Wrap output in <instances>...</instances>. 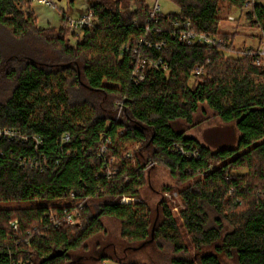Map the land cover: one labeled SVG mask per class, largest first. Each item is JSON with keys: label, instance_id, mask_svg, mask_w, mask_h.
Here are the masks:
<instances>
[{"label": "trees", "instance_id": "obj_1", "mask_svg": "<svg viewBox=\"0 0 264 264\" xmlns=\"http://www.w3.org/2000/svg\"><path fill=\"white\" fill-rule=\"evenodd\" d=\"M128 1L131 11L97 0L89 8L97 24L72 47L66 13L55 31L39 26L29 1L0 0V26L16 46L36 38L58 54L47 62L24 53L5 58L0 49V88L7 86L0 129L27 138H0V264H139L124 258L145 244L170 264H264V62L231 53L237 35L221 31L219 17L222 3L243 12L246 0H166L179 12L157 21L147 0ZM247 18L263 42L264 4ZM183 22L222 45L180 42L175 25ZM202 105L236 124V148L214 152L174 127L193 125ZM150 163L184 185L181 225L164 197L154 219L142 198ZM83 200L79 225L48 223L49 209L61 213ZM105 219L120 223L123 242L142 247L111 241Z\"/></svg>", "mask_w": 264, "mask_h": 264}, {"label": "rangeland", "instance_id": "obj_2", "mask_svg": "<svg viewBox=\"0 0 264 264\" xmlns=\"http://www.w3.org/2000/svg\"><path fill=\"white\" fill-rule=\"evenodd\" d=\"M27 1L30 2V9L38 18L39 26L41 28H54L55 31H58L63 27V13H66V15L72 19H77L81 13L89 9L97 2V0H48L52 5L47 6L42 4L41 0ZM101 1L112 6L117 2V5L124 11H131L134 9V5L128 0ZM156 1L157 0H147L150 6L154 5ZM158 3L161 6L162 13L164 14L179 12V9L169 1L159 0ZM219 17L221 19V31L235 33L237 35L234 40L233 49L230 51L231 53L245 54L249 51L258 52V50L263 47V42H260L257 38L260 35V30L251 27L246 11L241 12L240 10L232 8L227 3H222L220 6ZM231 17H233L234 20H231ZM65 31L67 32L66 39L70 46L75 47L83 41V36L80 37L76 34H72L68 30ZM26 41V46H16V41L12 38L10 33L0 26V49L5 58L24 53L25 55L32 57L36 56V58L38 56H42V58L47 62H56L58 60V54L55 53L49 46L45 45L44 42L36 38H29ZM228 56H230V54ZM262 57L264 62V55ZM6 89V85L0 88V99L4 97V90ZM174 127L177 130L185 132L187 136L195 138L201 145L210 147L214 152L223 148H236L241 136L235 123H223L207 105H202L200 107L198 113L194 117L193 125H189L184 121H179L174 124ZM138 147L139 146L136 148ZM246 173L247 171L245 170L241 171V174ZM147 174L149 175L148 179L150 184L146 185L144 188V195L142 198L147 201L154 210V219L156 215V205L161 198L164 197L163 192H166L163 189L171 187L172 190L170 192L180 194L184 185L178 184L172 178L169 170L163 165H155L150 169V171H148ZM180 196L175 199V204L171 203L170 209L174 217L181 225L182 219L180 213L183 209H185V205L183 204ZM104 225L108 231L107 237L111 241L117 240L115 242H118L123 247H133V249L141 246V243L129 245L121 240V225L117 220L105 219ZM181 230L185 235V242L190 246L191 253H196L190 243L189 237L186 235V232L183 228ZM90 245L93 246L94 242ZM124 259H127V262H137L139 264H147L150 260L155 264H170V259L167 257V254L160 253L154 244H145L141 250H130ZM105 262L107 264H124L110 258H107Z\"/></svg>", "mask_w": 264, "mask_h": 264}, {"label": "built area", "instance_id": "obj_3", "mask_svg": "<svg viewBox=\"0 0 264 264\" xmlns=\"http://www.w3.org/2000/svg\"><path fill=\"white\" fill-rule=\"evenodd\" d=\"M159 0L156 1L154 5L151 6V19L153 21L158 20V15L162 13L161 6L158 3ZM41 3L47 6H51L52 4L48 0H41ZM264 0H246V3L244 5V11L246 13L252 14L254 11V8L259 5H263ZM231 20H234L233 17H231ZM97 24V19L95 16V13L91 9L85 10L83 13L80 14V16L77 19H72L71 17L66 15L64 25L66 27V30L71 32L72 34H76L77 36H83L84 31L87 28H91ZM176 28L178 29L176 36L178 37L179 41L188 45V46H205L208 48L212 47H219L222 45L221 41L217 38L212 37L209 34L206 33H199L195 29H193L191 23L189 22H183V23H177ZM263 47L258 50V52L249 51L245 53V55H255L258 57H262L264 55V41L262 43ZM157 49H160V45H157ZM154 68H158V65L154 64ZM164 70L167 69V66L163 67ZM134 76L137 79V82L144 80V74L141 73L138 69L134 72ZM4 137L5 139H21L23 141H27V138L20 135V133L17 130H9V129H0V138ZM36 139V138H35ZM37 144L39 145L40 142L38 139H36ZM109 142H105L101 146L99 150V154L104 155ZM176 148L185 156L189 155L185 149L181 146H176ZM193 156H196L195 153L192 154ZM127 158L130 157L129 154L126 156ZM155 166L154 163H150L148 166V169L153 168ZM109 177H111V172L108 173ZM179 196L177 193L172 192H165L164 198L168 202V206L171 207V203L175 204V199H177ZM134 199L130 198H123L121 199L122 204H129L132 203ZM86 200H83L80 202L77 206L74 208H65L61 213L55 212L54 209H49V211L46 213V218H48V223L51 224L54 227H60L61 225H69V226H77L80 224V218L82 215V212L84 210ZM12 226L15 230L18 229V222L14 221L12 223ZM103 264H107L104 262Z\"/></svg>", "mask_w": 264, "mask_h": 264}]
</instances>
